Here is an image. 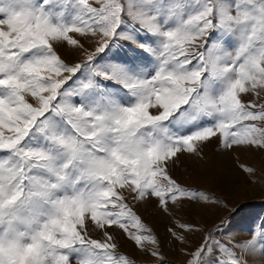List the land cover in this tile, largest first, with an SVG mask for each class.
Masks as SVG:
<instances>
[{"label":"snow or ice","instance_id":"1","mask_svg":"<svg viewBox=\"0 0 264 264\" xmlns=\"http://www.w3.org/2000/svg\"><path fill=\"white\" fill-rule=\"evenodd\" d=\"M212 144L264 193V0H0V264H134L114 230L165 264L153 201L184 264H264V217L206 227L227 201L173 175Z\"/></svg>","mask_w":264,"mask_h":264},{"label":"rangeland","instance_id":"2","mask_svg":"<svg viewBox=\"0 0 264 264\" xmlns=\"http://www.w3.org/2000/svg\"><path fill=\"white\" fill-rule=\"evenodd\" d=\"M205 151L207 153L206 162H201L197 166L193 160L182 158L173 175L180 182L187 185L207 188L228 203L225 212L213 214L210 211H204L197 215L195 219L200 220L206 227H212L213 224L219 222L220 218L227 217L232 237L236 240H246L250 238V230L258 226L259 221L257 218L264 217V193L258 187L249 186L243 182L234 164V154L220 155L216 151L215 144L209 145ZM239 157L241 161L264 170V160L261 159L260 154L239 153ZM201 167L208 171L207 179L199 177L198 172ZM218 172L228 173L234 177L233 182L220 185L214 179ZM137 211L161 241V251L165 264H184L186 257L179 251V246L172 241L167 231L169 227L173 226L172 219L157 211L154 201L142 204ZM114 234L117 236L118 252L129 256L134 264H161L156 258L140 251L119 230H114ZM188 239L191 249H194L202 242L203 235H192Z\"/></svg>","mask_w":264,"mask_h":264}]
</instances>
